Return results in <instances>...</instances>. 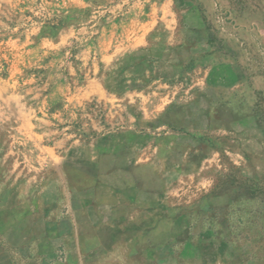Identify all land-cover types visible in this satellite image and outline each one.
Instances as JSON below:
<instances>
[{"label":"crops","instance_id":"0c3cea01","mask_svg":"<svg viewBox=\"0 0 264 264\" xmlns=\"http://www.w3.org/2000/svg\"><path fill=\"white\" fill-rule=\"evenodd\" d=\"M206 9L0 0V264H246L252 244L264 252V121L239 87L234 39ZM64 44L78 91L112 95L131 128L44 141L18 79ZM138 122L152 129L145 142Z\"/></svg>","mask_w":264,"mask_h":264},{"label":"rangeland","instance_id":"374dc122","mask_svg":"<svg viewBox=\"0 0 264 264\" xmlns=\"http://www.w3.org/2000/svg\"><path fill=\"white\" fill-rule=\"evenodd\" d=\"M196 1L207 6L208 17L212 25H216L219 33L234 39L228 44L232 47L235 61L239 65V81L242 82L239 87L244 90L247 100L264 121V0ZM100 23L101 21H98L97 25ZM64 46H60L54 52L51 64L44 63L40 68L23 73L18 79L24 101L33 112L36 127L43 133L44 141L58 147L76 140L98 142L116 130L131 128L132 122L127 121L131 116L126 117V114H122L123 108L116 105L112 95L104 96L98 90L78 91V87L84 84V81H77L72 79L73 76L66 75L68 73L66 60L70 59L68 57L70 51L67 53L66 44ZM52 69H57V73ZM53 86H56V90L50 94V88ZM123 115L125 121L122 120ZM134 127H137L134 131L139 133L138 140L145 142L150 139L149 132L152 129L147 123L138 122ZM145 133L148 138L145 137ZM194 144L190 143L192 146ZM166 156L170 162L178 161L177 154ZM199 156L190 153L187 155V162L194 163ZM234 204L238 205L241 202L236 201ZM253 214L258 216L257 212H252V216ZM258 218L254 219L256 225L261 221ZM249 219L252 222L253 219ZM234 220L237 229L234 236L238 238V245L246 253L250 248L246 243L249 240L243 239V233H238L243 231V218H237L236 215ZM259 234L258 230L254 232L252 230L251 236L258 238ZM255 247L256 243L252 244V254L256 259L252 263L247 261L246 264H264L263 246L254 253ZM239 255L241 256V253ZM244 260L242 257L235 263L219 261V264H244Z\"/></svg>","mask_w":264,"mask_h":264}]
</instances>
